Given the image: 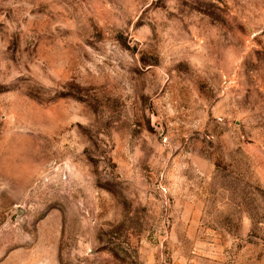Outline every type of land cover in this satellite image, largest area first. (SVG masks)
Returning a JSON list of instances; mask_svg holds the SVG:
<instances>
[{
	"label": "rangeland",
	"instance_id": "obj_1",
	"mask_svg": "<svg viewBox=\"0 0 264 264\" xmlns=\"http://www.w3.org/2000/svg\"><path fill=\"white\" fill-rule=\"evenodd\" d=\"M0 264H264V0H0Z\"/></svg>",
	"mask_w": 264,
	"mask_h": 264
}]
</instances>
